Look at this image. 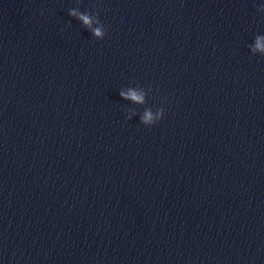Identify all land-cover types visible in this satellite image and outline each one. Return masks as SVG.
Wrapping results in <instances>:
<instances>
[{
	"label": "water",
	"instance_id": "1",
	"mask_svg": "<svg viewBox=\"0 0 264 264\" xmlns=\"http://www.w3.org/2000/svg\"><path fill=\"white\" fill-rule=\"evenodd\" d=\"M258 37L264 0H0V264H264Z\"/></svg>",
	"mask_w": 264,
	"mask_h": 264
},
{
	"label": "clouds",
	"instance_id": "2",
	"mask_svg": "<svg viewBox=\"0 0 264 264\" xmlns=\"http://www.w3.org/2000/svg\"><path fill=\"white\" fill-rule=\"evenodd\" d=\"M44 12L43 9H41L40 15L43 16ZM70 16L77 17L80 21L83 22L84 26L88 27L89 30L93 33V35L97 38L103 37L104 33L101 30V27L92 28L91 25L93 23V20L90 18L88 14H81L77 12L75 9H72L69 11ZM97 23L99 21L97 20ZM264 38H257L255 48L253 49V52L259 50L261 52H264V44L261 43V40ZM120 95L124 97L125 99H131L137 103H143V94L137 93L136 91L129 90L126 94L124 92H121ZM163 102V101H162ZM164 115V109L162 107L158 108L156 116L153 117L152 113L150 111H145L143 116L141 117V122L145 126H152ZM126 119H128L126 117Z\"/></svg>",
	"mask_w": 264,
	"mask_h": 264
}]
</instances>
